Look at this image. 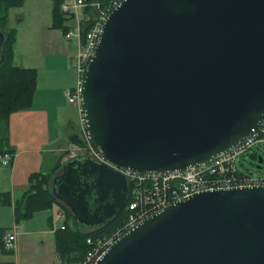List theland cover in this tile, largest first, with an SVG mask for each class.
Returning a JSON list of instances; mask_svg holds the SVG:
<instances>
[{"label": "water", "instance_id": "obj_1", "mask_svg": "<svg viewBox=\"0 0 264 264\" xmlns=\"http://www.w3.org/2000/svg\"><path fill=\"white\" fill-rule=\"evenodd\" d=\"M107 15L82 93L104 159L130 171L183 170L260 124L264 0H122ZM117 168L68 159L52 193L80 226L98 227L127 200ZM104 251L95 264H264V185L181 197Z\"/></svg>", "mask_w": 264, "mask_h": 264}, {"label": "built area", "instance_id": "obj_2", "mask_svg": "<svg viewBox=\"0 0 264 264\" xmlns=\"http://www.w3.org/2000/svg\"><path fill=\"white\" fill-rule=\"evenodd\" d=\"M122 0H61L60 9L73 20L65 36L72 38L76 51L74 54L75 83L65 89L67 103L75 109L80 141L64 148L65 159L90 157L97 162H106L101 151L95 146L92 133L86 120L82 102L85 71L99 39L107 14L120 4ZM82 30L84 31L83 37ZM264 143V117L252 132L240 139L235 145L210 160L188 166L183 170L165 172H141L117 168L125 174L129 192L124 206L125 219L107 235L86 237L90 248L86 250L82 260L77 264H95V261L117 238L132 228L137 222L160 210L165 205L201 190L264 185V175L248 174L237 167L243 153H248L256 144ZM13 160L10 151L0 153V163L9 166ZM58 210L56 219L64 217ZM64 224L59 225L64 228ZM15 228L1 233V241L7 250L17 247Z\"/></svg>", "mask_w": 264, "mask_h": 264}, {"label": "crops", "instance_id": "obj_3", "mask_svg": "<svg viewBox=\"0 0 264 264\" xmlns=\"http://www.w3.org/2000/svg\"><path fill=\"white\" fill-rule=\"evenodd\" d=\"M52 29L54 28L50 30ZM64 37L68 42L73 41L72 38H67L65 35ZM63 47L64 50L67 49L65 45ZM59 56L61 59L54 55L46 59L42 58L35 67L24 64L23 60L17 64L21 67H34L37 70L36 90L32 95L33 101L30 108L12 112L8 119H0V150H10L13 154V160L9 166L0 163V192H9L11 200V205L0 204V240L3 231L14 227L16 239L20 234H41L50 242V234L54 239V231L62 221L61 218L57 219L60 221L57 224L56 217L54 218V213L60 207L58 204L50 210L33 213L27 221L36 220L38 226L35 227L27 228V225L23 224L26 220L16 224L12 215L14 204L21 199L29 186V174L37 171L45 172L47 171L45 167L51 169L55 159L63 152L65 146L70 144L68 143L70 133H77V127H72L69 113V108L71 111L74 108L72 109V106L67 103L63 94L66 88L75 83V58L72 54L66 57L61 53ZM52 159L54 162L50 166ZM63 160L64 157L61 161ZM30 243L34 241L31 240ZM41 243L44 244L42 240ZM14 253L16 254L15 250ZM59 261L56 254L55 258L44 264H60Z\"/></svg>", "mask_w": 264, "mask_h": 264}, {"label": "trees", "instance_id": "obj_4", "mask_svg": "<svg viewBox=\"0 0 264 264\" xmlns=\"http://www.w3.org/2000/svg\"><path fill=\"white\" fill-rule=\"evenodd\" d=\"M61 0H51V28L59 29L66 33L69 26L65 23L68 16L60 10ZM24 0H0V31L4 33V41L0 47V119H8L15 111L30 108L36 90L37 70L34 67H24L14 63V43L16 41L15 28L8 25L9 10L22 6ZM85 30H82V37ZM76 112V111H75ZM79 134L70 133L68 143L79 142ZM7 150V149H6ZM10 151V150H8ZM4 150H0L3 153ZM251 158L258 160V151L253 149L248 152ZM65 152H62L48 172H32L28 176L29 186L24 191L20 200L13 207L14 222L19 224L30 219L33 213L50 210L54 205H59L64 210L63 226L54 231V250L60 264H77L82 260L85 251L90 248L86 237L95 235H107L112 232L125 219L123 209L108 222L93 229H85L80 226L69 212L70 210L60 201L56 200L52 193L51 180L65 162L62 160ZM261 155V154H260ZM262 157V155H261ZM263 158V157H262ZM9 192H0V204L11 205ZM1 241V240H0ZM0 250L10 254L13 250H6L0 242ZM5 264H14L8 261Z\"/></svg>", "mask_w": 264, "mask_h": 264}, {"label": "rangeland", "instance_id": "obj_5", "mask_svg": "<svg viewBox=\"0 0 264 264\" xmlns=\"http://www.w3.org/2000/svg\"><path fill=\"white\" fill-rule=\"evenodd\" d=\"M50 2L51 0H24L21 7L11 8L9 10V26L15 28L17 32V42L14 43L13 56L15 64H20L19 62L23 60L24 64L35 67L42 58L46 59L53 55L60 58L59 55L61 53L66 57H68L69 54L74 55V50L76 48L74 43L66 41L61 30L55 28L50 30ZM65 23L68 26H73L72 19L65 21ZM64 45L67 47L66 50H64ZM67 108H69V106H67ZM69 113L73 123L72 127L75 128L77 127L76 112L74 109L71 111L69 108ZM253 149L262 155V162L258 164V160L251 158L250 153H243L244 155L240 157L237 167L243 172L253 175L256 174L262 177L264 175V143L256 144L249 152ZM53 162L52 159L50 166ZM256 165L260 167L258 168ZM45 168H47V171L50 170L49 167ZM61 203L63 202L61 201ZM55 220L57 219L55 218ZM59 222L60 221L57 220V224H59ZM23 224L27 225V228L38 226L36 220H26ZM46 239L47 238L43 237L41 234H20L16 239V254H10L7 251L2 252L0 250V264H5L8 261L16 262L17 264H44L52 260L56 257V253H54L53 250V237L50 234V242ZM31 240L34 241V243H30ZM41 240L44 244L41 243Z\"/></svg>", "mask_w": 264, "mask_h": 264}]
</instances>
